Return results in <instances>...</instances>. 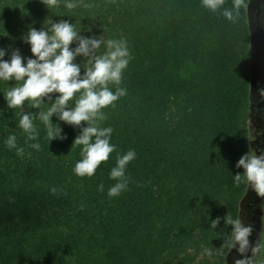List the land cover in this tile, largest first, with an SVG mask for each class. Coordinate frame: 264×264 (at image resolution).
Returning a JSON list of instances; mask_svg holds the SVG:
<instances>
[{"label": "trees", "instance_id": "trees-1", "mask_svg": "<svg viewBox=\"0 0 264 264\" xmlns=\"http://www.w3.org/2000/svg\"><path fill=\"white\" fill-rule=\"evenodd\" d=\"M68 14L40 0H0L4 59L12 48L31 56L21 37L47 16L123 37L131 54L120 85L126 95L104 109L116 151L92 177L75 176L79 146H70L79 130L60 122L66 138L48 143L41 125L40 150L28 149L15 126L18 110L0 95V264H233L240 254L221 245L231 230L223 217H239L246 190L232 174L243 171L235 162L253 148L247 0L235 23L200 0H82ZM10 133L30 155L4 146ZM130 148L127 190L109 198L108 171L116 152Z\"/></svg>", "mask_w": 264, "mask_h": 264}, {"label": "clouds", "instance_id": "clouds-1", "mask_svg": "<svg viewBox=\"0 0 264 264\" xmlns=\"http://www.w3.org/2000/svg\"><path fill=\"white\" fill-rule=\"evenodd\" d=\"M40 3L49 11L62 6L69 12L64 16L71 18V10L81 5L82 0H40ZM224 3L225 0H200V6L205 10H219L226 20L235 23L242 0H232L230 8L223 7ZM82 6L88 7L87 4ZM92 27L77 28L73 21H54L52 16H47L39 29L29 26L21 37L28 44L31 56L22 57L19 49L12 48L8 59H4L6 51L0 47V82H14L10 87L0 88V95L7 109L18 110L15 126L23 134L24 145L40 150L41 125L43 138L48 143L66 138L60 122L78 129L70 146H79V159L71 168L78 177H92L101 162L108 161L109 154L116 151V145L110 142L113 128L104 124L108 119L104 109L115 108V102L126 95V88L120 85L131 59L123 37L105 38L103 30L93 33ZM85 32L89 34L85 35ZM77 57L81 59L77 61ZM82 59L84 64L80 63ZM258 93L260 101H264V87L258 88ZM256 135H264V130ZM246 138L251 141L255 136L248 132ZM3 144L14 150L18 157L30 155L24 146L17 144L15 134H8ZM135 157L131 148L123 154L116 152L114 165L108 171V179L115 183L107 188V197L118 196L127 190L130 177L125 170ZM235 167L243 171L232 174L233 185H245L246 191L251 189L261 198L260 207L264 209V148L249 147L236 160ZM97 190L104 191L103 183L97 185ZM49 191L55 193L56 188L50 187ZM220 219H211L209 227L215 229ZM223 222L225 226L231 225V230L221 245L228 251L235 248L240 254L233 264H264V242L259 239L250 245L248 239L251 225H245L238 216L231 215H224ZM249 252L250 255H246ZM205 253L210 254V250L205 249Z\"/></svg>", "mask_w": 264, "mask_h": 264}, {"label": "rangeland", "instance_id": "rangeland-1", "mask_svg": "<svg viewBox=\"0 0 264 264\" xmlns=\"http://www.w3.org/2000/svg\"><path fill=\"white\" fill-rule=\"evenodd\" d=\"M247 22L254 52L250 82V133L255 139L250 143L257 149L264 148V135H256L257 132L264 130V101H260L258 93V88L264 87V0H247ZM260 204L261 198H258L251 189L244 192L240 202L239 218L243 224L252 227L251 235L248 237L250 245L259 239L264 242V209H261ZM234 253L238 254L235 250ZM246 255H250V252Z\"/></svg>", "mask_w": 264, "mask_h": 264}, {"label": "flooded vegetation", "instance_id": "flooded-vegetation-1", "mask_svg": "<svg viewBox=\"0 0 264 264\" xmlns=\"http://www.w3.org/2000/svg\"><path fill=\"white\" fill-rule=\"evenodd\" d=\"M257 199V198H256ZM256 199L253 201V203L256 201Z\"/></svg>", "mask_w": 264, "mask_h": 264}]
</instances>
